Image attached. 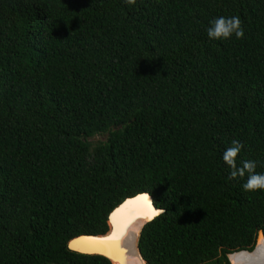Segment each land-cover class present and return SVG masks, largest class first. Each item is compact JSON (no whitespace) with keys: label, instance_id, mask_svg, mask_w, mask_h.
Returning a JSON list of instances; mask_svg holds the SVG:
<instances>
[{"label":"trees","instance_id":"16d2710c","mask_svg":"<svg viewBox=\"0 0 264 264\" xmlns=\"http://www.w3.org/2000/svg\"><path fill=\"white\" fill-rule=\"evenodd\" d=\"M221 16L243 38L210 39ZM233 140L264 173V0H0V264H111L67 242L139 193L164 210L144 263L252 252L264 190L228 178Z\"/></svg>","mask_w":264,"mask_h":264},{"label":"water","instance_id":"95a60500","mask_svg":"<svg viewBox=\"0 0 264 264\" xmlns=\"http://www.w3.org/2000/svg\"><path fill=\"white\" fill-rule=\"evenodd\" d=\"M120 127L121 126L119 125L118 128ZM115 129L116 128H114V130ZM157 210H159V208L155 207L153 199L148 193H139L133 197L126 198L108 214V229L104 234L76 236L67 242V248L73 252L83 255H98L105 257L111 264H123V260L120 259V250L121 246L123 247L124 245L123 236L127 233L130 224L133 221H137L140 224L136 243V247L139 252L137 245L140 233L144 225L161 215L156 214L151 216V219L147 218L153 212L156 213ZM260 241L264 242V234L262 231L258 232L255 248ZM232 254L228 255L229 264V256Z\"/></svg>","mask_w":264,"mask_h":264},{"label":"clouds","instance_id":"9594fccd","mask_svg":"<svg viewBox=\"0 0 264 264\" xmlns=\"http://www.w3.org/2000/svg\"><path fill=\"white\" fill-rule=\"evenodd\" d=\"M126 4L132 5L136 0H125ZM211 26L207 29L210 39H228L235 35L237 39L243 38L244 30L239 16L218 17L210 21ZM243 148V144L238 140H233L231 146L223 153V161L229 165L232 171L229 179L247 176L246 182L242 185L245 191L264 190V173H256V162L253 160L242 161V167H237L236 157ZM163 209L157 210L156 214H162ZM143 264V261L140 262Z\"/></svg>","mask_w":264,"mask_h":264},{"label":"bare ground","instance_id":"6f19581e","mask_svg":"<svg viewBox=\"0 0 264 264\" xmlns=\"http://www.w3.org/2000/svg\"><path fill=\"white\" fill-rule=\"evenodd\" d=\"M139 228L140 224L133 221L123 236L124 245L120 250V259L123 260V264H140L143 261L136 247ZM229 258L230 264H264V242L260 241L252 252H238ZM143 264H145L144 261Z\"/></svg>","mask_w":264,"mask_h":264},{"label":"rangeland","instance_id":"374dc122","mask_svg":"<svg viewBox=\"0 0 264 264\" xmlns=\"http://www.w3.org/2000/svg\"><path fill=\"white\" fill-rule=\"evenodd\" d=\"M107 138V134L104 135H97L90 139L91 142H97V141H105Z\"/></svg>","mask_w":264,"mask_h":264},{"label":"snow or ice","instance_id":"6c2138e0","mask_svg":"<svg viewBox=\"0 0 264 264\" xmlns=\"http://www.w3.org/2000/svg\"><path fill=\"white\" fill-rule=\"evenodd\" d=\"M154 215H156V213L155 212H153L151 215H149L147 218L148 219H151V216H154Z\"/></svg>","mask_w":264,"mask_h":264}]
</instances>
